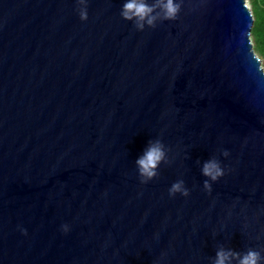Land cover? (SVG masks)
Here are the masks:
<instances>
[{
  "label": "water",
  "instance_id": "water-1",
  "mask_svg": "<svg viewBox=\"0 0 264 264\" xmlns=\"http://www.w3.org/2000/svg\"><path fill=\"white\" fill-rule=\"evenodd\" d=\"M126 2L0 0V264H215L220 250L264 264V71L245 0H174L175 20L156 8L143 29ZM156 140L165 160L143 183ZM177 181L188 196L169 195Z\"/></svg>",
  "mask_w": 264,
  "mask_h": 264
},
{
  "label": "clouds",
  "instance_id": "clouds-1",
  "mask_svg": "<svg viewBox=\"0 0 264 264\" xmlns=\"http://www.w3.org/2000/svg\"><path fill=\"white\" fill-rule=\"evenodd\" d=\"M84 3V0H80ZM159 8L164 13L165 20H175L176 15L179 12V5L174 0H156L154 6H149L145 0H127L123 6L121 15L125 20H135L136 26L143 29L144 23L146 22L149 26H154L156 19L152 13ZM81 20H87V11H81ZM264 71V68L261 69ZM228 153H225L227 155ZM164 145L160 140L151 142L144 154L136 161L139 174L145 178L142 182L147 181L157 176V169L159 165L165 160ZM203 175L210 178L212 181H216L218 178L224 175V172L215 159H210L203 165ZM204 187L210 189V185L205 181ZM176 193H181L183 196H188L189 192L183 187V181H177L172 184L169 189V195L174 196ZM238 259L239 264H260V254L256 251L249 250L242 257L231 251L220 250L216 254L215 264H231L232 259Z\"/></svg>",
  "mask_w": 264,
  "mask_h": 264
},
{
  "label": "rangeland",
  "instance_id": "rangeland-1",
  "mask_svg": "<svg viewBox=\"0 0 264 264\" xmlns=\"http://www.w3.org/2000/svg\"><path fill=\"white\" fill-rule=\"evenodd\" d=\"M253 2H255L257 7L261 10L264 8V0H245V3L253 17V25L250 33L252 49L255 53V56L259 59L261 67L264 68V44L261 45V42L264 41V25L260 17L254 14L255 6L253 5Z\"/></svg>",
  "mask_w": 264,
  "mask_h": 264
},
{
  "label": "trees",
  "instance_id": "trees-1",
  "mask_svg": "<svg viewBox=\"0 0 264 264\" xmlns=\"http://www.w3.org/2000/svg\"><path fill=\"white\" fill-rule=\"evenodd\" d=\"M253 5L255 6V8H254V14H255V15H258V17H260V19H261V21H262V23H263V25H264V8L260 10V9L257 7V5H256L255 2H253ZM262 44H264V41L261 42V45H262ZM263 51H264V46H263Z\"/></svg>",
  "mask_w": 264,
  "mask_h": 264
}]
</instances>
